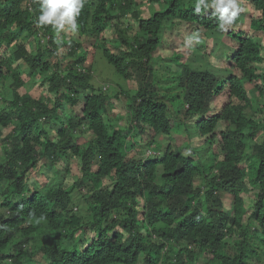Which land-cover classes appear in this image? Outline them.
Here are the masks:
<instances>
[{"label": "trees", "instance_id": "16d2710c", "mask_svg": "<svg viewBox=\"0 0 264 264\" xmlns=\"http://www.w3.org/2000/svg\"><path fill=\"white\" fill-rule=\"evenodd\" d=\"M213 2L87 0L77 35L95 39L85 48L59 41L52 26L37 28L34 0H0V264H264V141L254 142L264 121L252 119L261 108L246 90L260 82L264 96V0H237L243 11L226 32ZM144 3L154 11L144 14ZM247 8L260 15L244 16L245 27ZM208 32L221 36L216 71L183 62L179 50L158 56ZM226 34L235 49L220 43ZM62 47L71 64L57 56ZM206 47L193 48L208 61ZM97 54L125 83L116 94L94 82ZM26 72L32 85L45 76L47 92L33 97ZM130 82L137 89L129 97ZM222 121L229 128L217 133ZM87 134L92 139L77 145ZM153 149L159 156L144 158ZM68 153L80 161L74 184L66 187L59 170L32 183L42 162L52 168ZM47 233L42 246L36 237Z\"/></svg>", "mask_w": 264, "mask_h": 264}, {"label": "rangeland", "instance_id": "374dc122", "mask_svg": "<svg viewBox=\"0 0 264 264\" xmlns=\"http://www.w3.org/2000/svg\"><path fill=\"white\" fill-rule=\"evenodd\" d=\"M142 5V9H143V13L147 14V13H152L154 11V6H148L147 3L141 4ZM148 6V7H147ZM145 8V9H144ZM253 13H256L254 15H258V12H253V8H247L246 11H244V14H242V21L243 24L245 25V27H248L250 25V20L244 19V16L246 15H251ZM260 15V14H259ZM67 31V30H66ZM259 37V42L261 44H263V49H264V32L262 33V36L260 34H258ZM221 36L220 35H210V36H202L199 35L197 37L198 41H196L195 44H190V42H182L179 44V46H177L176 48H167V47H163L160 48V52H158V56H162L165 60L170 59V57H172L177 50L180 51V54L182 55V61L183 62H193L194 66H199V68L201 69H214L215 67V71L220 68V63L218 61L217 58H215V55L217 54V49L214 50V47L217 43H219V38ZM176 41H178L179 39L174 37ZM47 39H49V37H47L45 39V37L43 36L41 38V43L43 46H45L47 44ZM59 41H63V42H68L71 41L72 39L75 40L77 39L80 43H82V45H85V48L90 47V45H93L94 43V39L95 37L89 38V37H82L79 36L77 34L72 35V34H65V33H61L59 36ZM225 44H228L231 48L237 46L235 45L233 42H231V39H229V37L226 35L223 36V38L221 39ZM204 43H208L209 47L205 48V53L206 55L208 54V56H210L209 60L206 61L204 59V54H202L199 50H197L196 45L198 46L199 44H204ZM110 47V44H109ZM233 49V48H232ZM68 47H62L57 51V56L59 58L64 59L67 64H71L72 63V59L69 56L68 53ZM100 53V52H98ZM264 53V50H263ZM102 54V53H101ZM101 54H97L94 56V68H93V74H94V82L96 85L103 87V90L110 92H114L115 88H117L118 85H120L121 83L123 84V86L125 87V83H123V81L120 79V76L117 75L116 73V69L113 65L107 63V60L104 59V57ZM233 54V51L230 50L229 51V55ZM264 55V54H263ZM64 61V63H65ZM226 63V62H224ZM232 64V62H230V64H227L228 67H230V65ZM88 63H87V67H88ZM172 70L173 71H179V68L175 66V64L173 63ZM227 69V68H226ZM24 71H28L27 67L24 66L23 67ZM263 67L261 66L260 69L258 68V71H262ZM29 72V71H28ZM26 72V74L23 76L25 78V80H27V89L29 91V93L35 97L38 98L42 91L43 92H47V88L46 87H42L41 84V80H43V78L45 76H39L36 78V81L39 84L36 85H32V80L29 76V73ZM2 85H6L5 82L4 84L2 83ZM261 83L260 82H248L246 84V90L248 92V97L249 99L253 100L254 102V106L260 107L261 110L258 111L257 113H254L252 119L256 122L260 121L261 123L264 121V96H261L260 91H258L257 86H260ZM127 89L129 90L128 95L129 97L135 93L136 89H137V84L134 82H130L129 85L126 84ZM264 87V86H263ZM120 92V90H118V93ZM117 92H114V94H116ZM162 100L164 102H169V100L166 97L170 96V93H168L167 91H163L162 93ZM5 95V92L3 90H1L0 92V96ZM120 100L124 103L127 102V95L125 93H123L120 97ZM224 99V98H223ZM223 99H218V101L215 104V107L220 110L225 103V100ZM2 100V98H0V101ZM2 103V102H1ZM244 105L248 106V103L244 100ZM81 106V105H80ZM181 106H178L176 109H180ZM129 108V107H128ZM127 108V109H128ZM130 110V108H129ZM71 113V110L67 111V115ZM66 115V116H67ZM113 120L115 123L117 124H121L122 122H118L115 121V118L112 116ZM126 118H128V116H126ZM128 121V119L124 120V125H126L125 123ZM229 128V122H221L218 126L217 129V133L223 129H228ZM150 134H146L145 136V142L148 141L152 138L151 137V131ZM263 134V131H262ZM262 134L257 135L256 139L254 140V142L258 141V142H263L264 141V135L262 136ZM76 144L83 147L86 145V143L92 139L91 134H87V135H78L76 136ZM158 141H160L162 143V145L165 147L169 144L170 139L168 138H164V137H159L157 138ZM178 140V137L176 138V141ZM179 144L184 145V140H178L177 141ZM140 148H144L143 146ZM164 149V148H163ZM205 149V148H204ZM149 150V149H148ZM144 154V158H146L147 156H151L154 155L155 153L152 151L150 153L147 154V151ZM138 150L134 151V154H137ZM202 153H204V155H206V151L202 150ZM1 154V151H0ZM73 153H68L60 162H58L57 164H53L54 166L52 168H49V166L47 164H45V162H42L40 167L32 172V176H31V181L32 183H39L44 185L47 181H49L50 179L54 178V171L55 170H59L60 173L63 175V177H65V186L68 187L72 184H74L76 182V179L81 177V172H80V161L78 159V157L76 155H72ZM221 159V157H220ZM244 167L247 165V161L244 162ZM70 169L71 172L70 174L67 172V170ZM254 188V186H252V189ZM47 190H49V187L47 188ZM46 190V191H47ZM252 191L248 190V193H245V195H247V198L249 199L250 197H252L251 194ZM91 202V199L88 200V204ZM88 207V206H87ZM86 208V207H85ZM40 237V235H38L36 237V240H38ZM233 245L231 244L230 247H227V252L230 254L231 252H234V250L232 249Z\"/></svg>", "mask_w": 264, "mask_h": 264}, {"label": "clouds", "instance_id": "9594fccd", "mask_svg": "<svg viewBox=\"0 0 264 264\" xmlns=\"http://www.w3.org/2000/svg\"><path fill=\"white\" fill-rule=\"evenodd\" d=\"M34 2L40 5L39 11L41 13L36 24L37 28L52 26L55 30L56 37H59L61 33L72 35L78 33L79 25L77 24V19L80 16L87 0H34ZM211 6L215 8V13L219 16V30L225 32L227 31L226 26L231 27L237 20L239 14L243 11V9L238 6L237 0H214ZM197 12L199 13L198 6ZM66 25L69 26L67 31L65 29ZM210 35L218 36V34H213L211 32H208L205 36ZM152 151L155 154L147 156V154ZM159 153H157L155 149L150 150L147 152L146 158L158 157ZM89 231L91 232L90 229ZM39 235L40 237L38 241H42L41 245L43 246L47 241H49L50 233ZM30 260L31 259L28 261ZM28 264H30V262H28Z\"/></svg>", "mask_w": 264, "mask_h": 264}]
</instances>
